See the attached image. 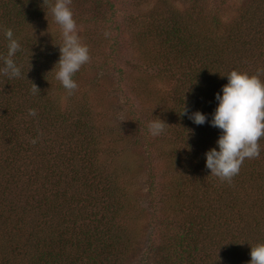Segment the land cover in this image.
<instances>
[{
	"label": "trees",
	"instance_id": "1",
	"mask_svg": "<svg viewBox=\"0 0 264 264\" xmlns=\"http://www.w3.org/2000/svg\"><path fill=\"white\" fill-rule=\"evenodd\" d=\"M86 1L71 0L73 18L100 32L81 38L90 59L69 95L53 68L62 45L54 0H0V66L11 28L22 69L0 74V264H248L264 243V137L230 183L210 175L204 153L221 132L208 120L226 75L264 70V0H155L123 43L110 5ZM123 53L140 73L134 88L117 65ZM91 69L94 83L81 87ZM104 79L122 96L101 110L91 94L104 97ZM197 110L203 125L189 119ZM154 117L165 123L158 136ZM140 168L144 207L131 186ZM142 219L150 229L162 223L158 241Z\"/></svg>",
	"mask_w": 264,
	"mask_h": 264
},
{
	"label": "clouds",
	"instance_id": "2",
	"mask_svg": "<svg viewBox=\"0 0 264 264\" xmlns=\"http://www.w3.org/2000/svg\"><path fill=\"white\" fill-rule=\"evenodd\" d=\"M70 4L71 0H54L50 7L62 37V45H58L59 59L53 67L56 68L55 78L69 95L78 87L73 79L74 74L90 59L88 46L82 43ZM3 36L7 41V52L2 57L0 74L18 78L22 75V69L13 57L21 50V44L11 28L4 29ZM262 71L264 70L258 69L253 75L230 71L226 75L227 83L214 96L218 103L208 123L221 132L216 140V147L204 153L205 167L210 170V175L222 181L230 183L246 158L260 155L258 140L264 137V81L260 79ZM33 87L36 88L35 85ZM182 114H187L184 107ZM29 115H35V111L29 109ZM189 119L196 125H203L207 116L197 110L189 114ZM164 127L165 123L159 118L154 117L149 122V131L153 136L160 135ZM248 264H264V243L251 247Z\"/></svg>",
	"mask_w": 264,
	"mask_h": 264
},
{
	"label": "rangeland",
	"instance_id": "3",
	"mask_svg": "<svg viewBox=\"0 0 264 264\" xmlns=\"http://www.w3.org/2000/svg\"><path fill=\"white\" fill-rule=\"evenodd\" d=\"M92 1L94 0H89V2L86 1L84 2L83 5L91 4ZM238 1L239 0H229V2L231 3L232 2L237 3ZM101 2H103L104 4L106 2L107 5H110V8L114 12L115 19L112 20V22L113 23L116 22V25H113V26H119L120 28L119 30L122 31V33L121 32L116 33L114 31L113 32L111 31L110 36L116 33L117 39L120 40L119 41L120 43L125 42L131 36V34L133 35L134 29L132 28H135L136 21L142 18L144 14L146 13V11L150 9L151 7H153L155 4V0H101ZM174 3L178 7L184 6V0H174ZM79 7L80 5H78L77 8L82 9ZM76 25H77L78 33L81 38H84L87 35V32L94 31V28H95V32H98V33L100 32L99 27H97L98 24H94V25L90 24V28L88 24H85L84 22L76 23ZM84 39H86V37ZM130 57H131L130 53H123V56L120 55V58L117 61L118 67H123L124 69L121 77L127 78V80H124V82H127L128 87H130L131 85L130 82L133 80L132 78L133 73L135 74V76H138L140 74L138 72L136 74L134 68L127 69V65H130L133 63ZM124 63L126 65H124ZM91 76H93L92 69L89 70V72H86L83 74V77L81 78L82 80H81L80 86L85 87V85H87L88 87H90L89 82L94 83V81L91 80L92 78ZM96 83L99 86L101 93H103L102 95L104 96L102 99L100 97V101H99L98 97L96 96L97 95L96 93L91 94V98L95 99L96 102H98V104L96 105L97 109L103 110V106L110 107L111 105L110 103L115 102L116 96H122L121 94H119V92H117L118 89H116V84L114 81H112V79L98 80ZM152 87L154 90L160 89L164 93L167 90L166 86H162L159 84H156V85L154 84ZM131 88H134V85H131ZM93 90H95V88H93ZM113 122L114 121H110L111 124H113ZM137 172H139L138 176L136 175L137 177L132 181L131 186L134 191L135 198L138 200L140 207H144L147 203L146 190H147V185H148V178H147L145 169L142 170V168H140L139 170H137ZM154 194H155L154 200L159 202L160 193L157 191V189L154 191ZM156 205H153V207L156 206L159 208V204H156ZM148 213H149V210H148ZM146 218L147 216L145 217V219ZM144 220L142 219V222H143V228L146 231V234L150 233V236L154 235V240L158 241L160 239V235H159V232H155V230H159L161 228L162 223L156 229L155 228L150 229L146 225L147 220L145 221ZM158 220L159 219H156V221ZM144 251H147L146 248L141 250L139 254L143 253ZM135 261L136 260H131V262L127 264H134Z\"/></svg>",
	"mask_w": 264,
	"mask_h": 264
}]
</instances>
